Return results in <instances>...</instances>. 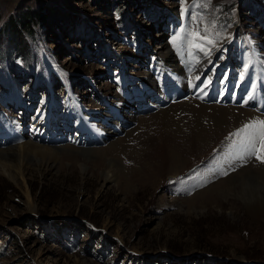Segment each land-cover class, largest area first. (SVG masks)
<instances>
[{
  "label": "rangeland",
  "instance_id": "rangeland-1",
  "mask_svg": "<svg viewBox=\"0 0 264 264\" xmlns=\"http://www.w3.org/2000/svg\"><path fill=\"white\" fill-rule=\"evenodd\" d=\"M122 1L0 0V150L16 147L23 127L29 128L25 139L44 143L39 134L28 135L34 121L56 130L66 119L54 134L70 138L54 139L55 147L64 148L56 170L40 175L30 169L28 191L0 168V264H264V212L248 213L246 192L228 190L227 184L252 169L262 178L244 189L264 190V162L255 156L237 159L233 141L238 138L232 135L255 115L264 117V109L207 100L190 89L172 100L166 95L170 101L163 104L150 98L157 93L151 88L140 102L148 108L139 112L133 95L135 87L148 90L158 81L160 70L179 68L188 33L199 26L203 35L212 21L221 39L215 53L198 57L202 65L208 59L215 64L227 60L223 67L250 63L256 46L260 59L248 67L264 66V13L249 12L264 9L263 0H244L252 5L240 4L238 10L234 0ZM26 10L40 11L41 18L22 26L20 38L5 33ZM177 36L183 38L174 43ZM104 48L107 54H102ZM151 61L168 62L170 69ZM211 68H205L206 77ZM105 103L112 106L106 112ZM213 106H228L239 116L231 113L228 127L213 131L209 126L215 118L204 110ZM119 108L124 129H113L114 137L97 138L102 123L116 122ZM169 118L177 124L171 125ZM198 125L210 132L203 143L196 134L205 128ZM83 133L84 145L79 140ZM180 134L186 141L178 143L180 157L172 162L166 147ZM77 149L93 150L94 156L83 158ZM111 160L116 161L115 177L106 183L102 172ZM64 224L78 232L76 242H68ZM69 239L74 241L75 233ZM105 239L108 245L102 244ZM94 244L102 248L92 252Z\"/></svg>",
  "mask_w": 264,
  "mask_h": 264
},
{
  "label": "bare ground",
  "instance_id": "bare-ground-1",
  "mask_svg": "<svg viewBox=\"0 0 264 264\" xmlns=\"http://www.w3.org/2000/svg\"><path fill=\"white\" fill-rule=\"evenodd\" d=\"M158 36L162 37V34L160 33V34H158ZM166 50H167V48H166ZM209 62H210V65H209V67H210V66H212V64H211L212 59H210ZM253 63H255V62H253ZM217 64H215L211 68V71L209 72V73H211V75H208L206 77L205 76V74H206L205 68H203L200 71L198 70L197 72H195L194 67L192 66L190 72L185 70L186 73L183 72L184 73L183 74L181 68H177L175 70H169L170 67L167 68L168 62L163 63L162 65H165V69L166 70L168 69L169 71H167V72L162 71L164 73L162 75V81L159 83V87L156 85V81H154V82H152L153 84L151 83L150 88H148V90H144L141 87H140L141 89L136 90V87L134 89L133 95H136V97H137L136 103L139 105V108H140L139 112L143 108H144L143 110L148 108L147 105H144V106L142 105L143 106L142 107L140 105V102L143 100H147V93L151 88L154 89L157 93L155 95L153 94L154 96H150V98L152 99V97H153V98H155L153 100H156V101L159 100V103L168 102L169 100L167 99V96L169 98H171L175 94L177 95L179 93H183L184 91L190 89V90L194 91L196 94H198L200 97L206 98L207 100L210 98H217L219 100H227V99L234 100V101L243 100V103H245V102L255 103L256 102L259 104H261V103L264 104V90H262L260 88V86L263 84L264 76L260 79V82L258 84H256L253 81L248 82L247 73H243L245 71V68H244V70L241 72V73H243V78L241 77V74H240V77L238 78V80L234 81L231 74H230V73H232L233 65H228V64L224 65L229 74L227 76H223L220 73V72H222L223 66L220 64L222 66L221 67L220 65H217ZM162 65L160 66V68L162 67ZM257 66L264 69V66L256 65L255 67H257ZM171 79H173L175 82L167 84V85H172V86L171 87L168 86V87H165L162 89V86L165 85V82L167 83V81H169ZM154 84L156 87H154ZM160 84L162 86H160ZM205 84H207V88H205ZM174 85H175L176 89H174ZM202 89H203V91H201ZM164 90H166L165 93H164ZM159 96H161V98H159ZM189 102H185V104L186 105H193L194 104V103H189ZM176 108L177 107H175L174 105L172 107H170V109H176ZM204 108H205L204 110H205L206 114L211 113V114H209V117L215 118L214 124L209 126V128L213 131L217 130V129H218V131H221V128H222L221 125H223V128H227L231 122L229 116L231 115V113H235V112H233L234 110H232L228 106H225V107L213 106V107H204ZM231 110H232V112H230ZM246 111L247 110H245V113L249 112V111L248 112H246ZM239 112L240 111H238V113H235V114H237L239 116ZM245 113H243V114H245ZM115 114L116 115H114V116H115V118H117L116 122L114 120H110L109 122H106V121L104 122L106 125L104 123H102L103 133L100 132L98 134L97 138L102 139V138H107V137H110V138L114 137L116 135H115V132L113 129L118 130V129L123 128V124L120 125V123H119L120 120H122L121 121L122 123L124 122V116H123V114H121L120 108H119V111L115 112ZM250 115H251V113H250ZM248 116H249V114H247L246 117L248 118ZM251 116L253 117L254 115H251ZM251 116H249V117H251ZM198 117H200L199 119H201V116H198ZM262 117H263V115H257V116L255 115V119L254 120L252 119V122L264 120L263 119L264 117L263 118ZM68 118H69V115H68ZM247 118H245V119H247ZM172 119L173 118H169L168 121L171 122V125H176L177 123L174 122ZM65 121H66V119L63 120V123ZM232 121H234V120H232ZM247 121H249V120H247ZM63 123L61 122L60 125L56 128V130H54V129H50L49 126H47V123H42V122L35 123V121H34V124H33L34 126L31 128L30 134H28L27 132H26V134H28L32 138H34L32 134H35V135L39 134V140H41V138L44 137V139H43L44 143H42V144L40 142L31 140L29 138L25 139V137H24L25 131H27V130L25 127H23L24 128V130H22L23 132L21 134H19L20 142L19 141L17 142L16 147L8 148L6 150H0V168H1V171L4 174H6L10 179H12V181L23 186L26 189V191H28V174H29V171L31 168H34L36 173H40V175H43V172H45V171L56 170L57 164L61 162V159H60L61 155H59L60 154L59 152L64 151V148L63 147H55L54 144H56V143H53V142H54V139H56L58 137H59V139L64 140L65 136L64 135L61 137L57 136L56 134H54V132L60 130V126H62ZM109 123H111V124H109ZM57 124H59V122ZM54 126L56 127V125H54ZM198 126H200V125H198ZM200 127H202V126H200ZM202 128H205V127H202ZM206 129L207 128L197 131L196 139H197L198 143H203V140L210 133ZM193 133H194V130L191 131V134H193ZM14 134H18V132L15 131L13 133V135ZM65 134H66V132H65ZM84 139H87L86 133H83V138L79 139V140L85 141ZM15 140L17 141L18 139L15 138ZM185 141H186V138L182 137L181 134L179 136L177 135L174 138V140H171V143L169 145L167 144L168 145V147H166L167 151H165V153H166L165 155H166L167 159H169L171 161L173 160L172 162L177 161V159H179L180 156H179V153L176 150V148H177V146L178 147L180 146L178 143L184 144ZM181 147H183V146H181ZM119 149H121V148H119ZM77 151H78L77 154L83 155L82 156L83 158H89L91 156L93 157L94 152H95L93 150H87V149H77ZM64 160H66V159H64ZM67 161H69V160L67 159ZM115 162H116L115 160H111V162H108V167L106 168V170L104 172H102L105 176V182L106 183L110 180H114L115 172L113 169L115 168V165H116ZM81 165H83L82 166L83 168H86L84 163H82ZM254 171L255 170L248 169V171H246V172H249V173H245L242 176H238L239 178L238 177L230 178L227 180V184L229 185L228 190L229 189L232 190L233 188H235V189L241 190L240 193H242V194L244 192H246L243 196V200H245L244 204L246 206V209H247L248 213H250L252 216H257V215H260L264 212V190L262 189L261 186L257 187L255 192H253V191L247 192L244 189V186H254L255 184L253 183V180H260L262 178V176L260 174H258L257 172H254ZM235 178H237L236 182H234ZM238 183H239L240 187L237 186ZM217 185H219V184H217ZM28 195H29V193H28ZM77 264H79V263L77 262Z\"/></svg>",
  "mask_w": 264,
  "mask_h": 264
},
{
  "label": "snow or ice",
  "instance_id": "snow-or-ice-1",
  "mask_svg": "<svg viewBox=\"0 0 264 264\" xmlns=\"http://www.w3.org/2000/svg\"><path fill=\"white\" fill-rule=\"evenodd\" d=\"M203 6L206 7L207 4ZM185 11H187V9H185ZM194 19H199L201 22L203 20L202 17H194ZM215 28L216 24L212 21L210 25L204 26L203 35H201L199 26H197L196 30L188 33L190 37L188 40L189 47L198 49L200 52L205 53V55L209 54L211 48L206 47V45L214 47L221 39V34L214 31ZM181 31L183 32L184 30L182 29ZM182 38V36L175 37L174 43ZM245 70L247 69L245 68ZM241 77L243 78V73H241ZM205 88H207V84H205ZM201 91H203V89ZM232 135L238 138L233 141V147L239 148L237 159L242 160L245 156H255L256 159L264 162V120L250 122Z\"/></svg>",
  "mask_w": 264,
  "mask_h": 264
},
{
  "label": "trees",
  "instance_id": "trees-1",
  "mask_svg": "<svg viewBox=\"0 0 264 264\" xmlns=\"http://www.w3.org/2000/svg\"><path fill=\"white\" fill-rule=\"evenodd\" d=\"M120 1H122V0H120ZM48 11H50V10H48ZM39 17L41 18V12L40 11L38 12L37 10H26L21 15V18L19 20L10 22L8 24L9 30L7 32H5V33H8V34H11V36L13 35V36H16L17 38H20V36H21L20 28L22 26L28 27L27 24H28V21H31L30 20L31 18H35L37 20V18H39ZM50 20H55L56 21V17H53L52 16ZM55 21H50V22H53L54 23Z\"/></svg>",
  "mask_w": 264,
  "mask_h": 264
}]
</instances>
